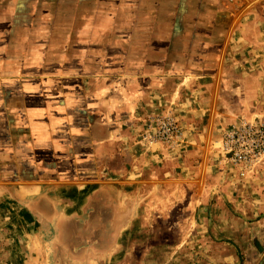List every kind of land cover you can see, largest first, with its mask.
<instances>
[{"label":"crops","instance_id":"obj_1","mask_svg":"<svg viewBox=\"0 0 264 264\" xmlns=\"http://www.w3.org/2000/svg\"><path fill=\"white\" fill-rule=\"evenodd\" d=\"M157 116L181 140H142ZM241 119H264V0H0V242L70 218L116 264H264V162L215 156Z\"/></svg>","mask_w":264,"mask_h":264},{"label":"rangeland","instance_id":"obj_2","mask_svg":"<svg viewBox=\"0 0 264 264\" xmlns=\"http://www.w3.org/2000/svg\"><path fill=\"white\" fill-rule=\"evenodd\" d=\"M254 123L262 124L264 126V119L259 120L255 119L253 121H247L241 119L235 126L225 129L221 134L219 139L218 146H215V156L218 159L220 165L224 168V172H230L233 177H239V179H247L249 175L253 174L258 170L262 162H264V148L260 149V146L253 149V147L240 149L241 141L240 139H234L231 134H235L238 129L241 127V123ZM146 134H154V132H144L141 135L142 140H148ZM178 130L170 133L169 137L165 139V142L172 143L177 142L180 139ZM252 139L256 142L264 140L262 135H254ZM150 141V139L148 140ZM238 142V143H237ZM237 143V144H236ZM236 145V146H235ZM247 151L248 159L245 160H235V154L242 153ZM170 197L164 195H152L149 197L150 204L154 207L158 205L165 204L169 199H177V197ZM143 198V197H142ZM194 197L192 201L191 196H187V204L190 202L194 203ZM157 212V209H156ZM157 225H154L151 229L150 235L152 236L153 241H158L161 237H170L172 241H177L179 236L182 234V230L179 229V222L182 219V215L179 213L178 209H172L169 216H166L165 220L157 217ZM162 214V212H161ZM106 218L109 220L112 218L113 213H106ZM126 217V216H124ZM143 218V217H142ZM160 218V219H159ZM187 220L194 219V210L187 211L186 213ZM109 222V221H108ZM169 222V223H168ZM78 221H73L70 218L65 219L62 222L63 227L59 229L60 235L59 238L62 243H50L47 242L49 239V234L54 236V232L50 229L43 230L42 239L43 243H37L34 240V233L39 235V232H36L33 227L30 228V233L27 235L26 240L20 238L22 234H13L9 240L5 242H0V264H116L115 260L106 261L99 254L100 245L95 244L100 242L99 239L102 238L104 241L105 238L102 229L99 227L96 228H83L78 225ZM169 224V227L167 225ZM190 228H188L189 231ZM191 230V229H190ZM53 232V233H52ZM142 234L140 233V236ZM145 235V233H144ZM33 236V237H32ZM40 238V237H39ZM175 250H178L177 248ZM126 262V261H123ZM131 260L127 261V264H130ZM180 264V261L175 259H170L169 261H139V264Z\"/></svg>","mask_w":264,"mask_h":264},{"label":"built area","instance_id":"obj_3","mask_svg":"<svg viewBox=\"0 0 264 264\" xmlns=\"http://www.w3.org/2000/svg\"><path fill=\"white\" fill-rule=\"evenodd\" d=\"M153 126L151 129L147 130L146 132H154V134H146V137L150 141L154 140H161L165 141L170 135V133L178 130L176 121L171 116H157L153 119ZM235 134H231L230 136H233L234 139H240L241 145L240 149L246 148V146H249V148L253 147L256 148L260 146V149L264 148V140H261L259 142H256L252 139L253 134L254 135H262L264 136V126L262 124H254V123H247L243 122L241 123V127L238 129ZM237 142V143H238ZM236 143V144H237ZM236 146V145H235ZM243 151V150H240ZM235 160H245L248 159L247 151H243L242 153L235 154Z\"/></svg>","mask_w":264,"mask_h":264}]
</instances>
